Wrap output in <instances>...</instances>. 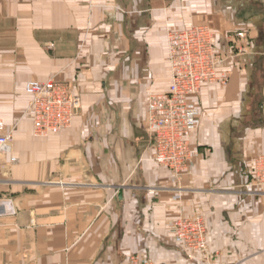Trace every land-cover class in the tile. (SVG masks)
<instances>
[{"label":"crops","instance_id":"0c3cea01","mask_svg":"<svg viewBox=\"0 0 264 264\" xmlns=\"http://www.w3.org/2000/svg\"><path fill=\"white\" fill-rule=\"evenodd\" d=\"M197 24L213 30L230 78L191 97L201 123L190 170L174 182L153 160L147 103L171 82L168 31ZM51 78L70 83L82 108L70 128L37 138L25 89ZM0 117L19 158L0 179L12 199L0 264H129L134 254L264 264V196L251 185L264 154V0H0ZM198 210L208 252L190 260L169 223Z\"/></svg>","mask_w":264,"mask_h":264},{"label":"built area","instance_id":"2783aa9c","mask_svg":"<svg viewBox=\"0 0 264 264\" xmlns=\"http://www.w3.org/2000/svg\"><path fill=\"white\" fill-rule=\"evenodd\" d=\"M237 52L246 49L244 32L237 33ZM168 62L171 68L169 87L162 92H151L147 103V129L154 139L153 160L168 169L174 182L190 170L193 160L191 134L201 123V110L191 97L205 85L226 84L230 72H220L221 54L217 51L215 34L208 25L197 24L167 33ZM30 96V115L33 133L37 138H49L73 125L82 105L81 96L74 93L67 82L32 80L27 83ZM14 133L0 119V153L13 155ZM253 181L264 191V156L253 161ZM181 188H179L180 190ZM0 203V212L5 208ZM174 239L191 260L207 255V227L202 213L186 215L182 212L169 223ZM129 264H157L151 257L134 254Z\"/></svg>","mask_w":264,"mask_h":264},{"label":"rangeland","instance_id":"374dc122","mask_svg":"<svg viewBox=\"0 0 264 264\" xmlns=\"http://www.w3.org/2000/svg\"><path fill=\"white\" fill-rule=\"evenodd\" d=\"M51 79H53V78H51ZM55 80V79H54ZM69 84V86H70V88L72 89V90H74L73 89V86L72 85H70V83H68ZM30 101H31V98H30ZM30 101H29V109H28V113L30 114ZM81 108H82V105H81ZM81 108H80V110H81ZM79 110V111H80ZM148 110V109H147ZM0 119H1V117H0ZM3 120V119H2ZM145 128H146V131H147V133H148V136H149V139L151 140V143H152V145L154 144V139H153V137L150 135V133L148 132V129H147V121H145ZM34 134V133H33ZM13 155L15 156V157H17L16 155H15V142H14V151H13ZM259 156H264V154L263 155H258L257 157H259ZM0 157H3V160L0 162V179H7L8 178V175H9V172H10V170L13 168V166L14 165H16L17 163H19V158H18V160H17V162H12L11 161V156H9V155H3V154H1L0 153ZM256 158V157H255ZM254 158V159H255ZM254 161V160H253ZM253 161H252V175H254V170H253ZM253 177V176H252ZM254 178V177H253ZM252 178V181H251V185H252V189H253V191H255V192H257L259 195H261V196H264V191L263 190H260V188H258L256 185H255V183H254V179ZM12 199L9 197V196H7V195H2V193H1V195H0V203H2V204H4V206H6V207H9V208H12V201H11ZM3 206V207H4ZM197 213H199V210L198 211H196L195 213H193V214H186V215H194V214H197ZM200 213H202L203 214V212H200ZM204 215V214H203ZM176 219V218H175ZM206 220V219H205ZM207 227V226H206ZM183 250V249H182ZM183 252H184V250H183ZM207 252H208V244H207ZM184 254H185V256L187 257V255H186V253L184 252ZM141 255H144V254H141ZM147 256V255H146ZM205 253L203 254V255H200V257L201 258H198V259H206L205 257ZM131 257V256H130ZM188 259H189V257H187ZM130 259V258H129ZM191 260V259H190ZM195 260H197V259H195Z\"/></svg>","mask_w":264,"mask_h":264}]
</instances>
